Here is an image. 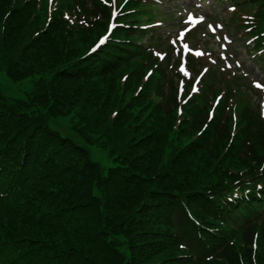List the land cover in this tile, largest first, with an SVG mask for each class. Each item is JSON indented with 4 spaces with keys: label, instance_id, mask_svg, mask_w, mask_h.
Masks as SVG:
<instances>
[{
    "label": "trees",
    "instance_id": "16d2710c",
    "mask_svg": "<svg viewBox=\"0 0 264 264\" xmlns=\"http://www.w3.org/2000/svg\"><path fill=\"white\" fill-rule=\"evenodd\" d=\"M41 2L0 0V69L44 76L27 101L0 91V264H264L259 112L209 121L193 99L179 114L144 33L116 30L91 54L107 9ZM249 4L264 63V0ZM66 117L82 144L50 129Z\"/></svg>",
    "mask_w": 264,
    "mask_h": 264
},
{
    "label": "rangeland",
    "instance_id": "374dc122",
    "mask_svg": "<svg viewBox=\"0 0 264 264\" xmlns=\"http://www.w3.org/2000/svg\"><path fill=\"white\" fill-rule=\"evenodd\" d=\"M161 5L159 8H155V11L158 12L162 11V14H166L165 11L167 9H171L172 7L176 6L179 7L181 4L184 6H190L192 4H197L199 3V0H183L180 5H178V0H161ZM229 8L230 7H225L222 10H218L216 13L217 16L223 15L225 18L228 17L229 15ZM200 9V8H199ZM199 9L197 11H193L192 13L187 12L185 18L187 19L189 14H192V19L193 20H198L201 21V17L199 16ZM202 13L203 17V25H204V30L203 28L200 29L198 33L200 34L199 37L197 38V42L200 45H205L207 42L209 45H212L215 50L217 51V56L218 53L230 57L233 59L234 64L236 65L239 71H241V74L247 73L248 76L250 77L251 80L254 79H260L261 73L256 70L255 63L252 60H249L246 58L244 55V50L242 48V45H238V41L236 40L237 38L233 35L234 28H231L229 25V21L226 22V20L221 21L222 23L219 22V20H216L214 16H210L208 14L209 11H215V7L212 5V3H209L206 7H202ZM168 18H162V22L164 23L163 29H166L167 32H170L172 30V26L178 25L180 23V20L178 16H174L170 14ZM179 15V14H178ZM218 18V17H217ZM191 19V20H192ZM194 23V21L192 22ZM219 25H222V27H217ZM168 27H165L167 26ZM212 26L211 28L209 26ZM216 31V34L214 33V30ZM227 34L232 36V41L228 39ZM228 35V36H229ZM226 38V39H225ZM206 41V42H205ZM195 45V43L193 42ZM242 44V43H241ZM223 45V47H221ZM198 46V45H197ZM243 70H246L243 72ZM40 81V76H36L33 78H28L20 82H15L12 81L6 74L4 70L0 69V89L2 92L5 94L6 97H8L11 100H26L28 99L29 95L34 93L37 90L38 84ZM254 101V100H253ZM257 98L255 99L254 102H257ZM69 118H58V119H51L50 121V127L61 133L63 136H69L73 138L77 143L82 144L75 136L73 130L70 128L69 124ZM90 153H91V158L92 160L100 163L104 169L107 171L109 164H108V158L105 155L103 151H101L99 148L96 146H90Z\"/></svg>",
    "mask_w": 264,
    "mask_h": 264
},
{
    "label": "snow or ice",
    "instance_id": "6c2138e0",
    "mask_svg": "<svg viewBox=\"0 0 264 264\" xmlns=\"http://www.w3.org/2000/svg\"><path fill=\"white\" fill-rule=\"evenodd\" d=\"M192 18H193L192 14H189L188 19L191 20ZM209 27L211 28L212 26L210 25ZM217 27H222V25H218ZM103 39L104 38L101 37V42L103 41ZM221 47H223V45H221ZM157 55H161V54L157 53ZM260 86H261L260 84H256V87H260ZM261 107L264 108V102H262ZM181 247H183V245H181Z\"/></svg>",
    "mask_w": 264,
    "mask_h": 264
}]
</instances>
